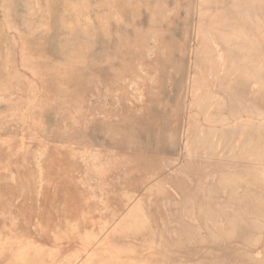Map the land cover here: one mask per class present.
Here are the masks:
<instances>
[{"label":"rangeland","instance_id":"1","mask_svg":"<svg viewBox=\"0 0 264 264\" xmlns=\"http://www.w3.org/2000/svg\"><path fill=\"white\" fill-rule=\"evenodd\" d=\"M0 264H264V0H0Z\"/></svg>","mask_w":264,"mask_h":264}]
</instances>
